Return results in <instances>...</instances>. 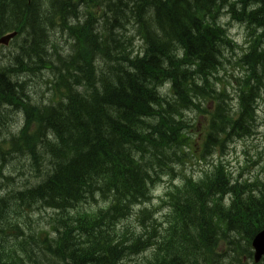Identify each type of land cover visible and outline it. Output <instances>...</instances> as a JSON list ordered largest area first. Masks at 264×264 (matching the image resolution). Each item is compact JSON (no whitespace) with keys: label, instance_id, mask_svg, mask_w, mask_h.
<instances>
[{"label":"trees","instance_id":"trees-1","mask_svg":"<svg viewBox=\"0 0 264 264\" xmlns=\"http://www.w3.org/2000/svg\"><path fill=\"white\" fill-rule=\"evenodd\" d=\"M125 1L0 0V37L17 33L10 56L26 45L37 59L31 67L0 61V130L10 113L26 122L19 132L0 131V264H128L129 254L133 264H254L264 181L186 178L175 189L179 199L168 196L178 204L163 224L141 204L173 161L183 165V148L192 154L232 133L233 140L254 134L264 43L253 49L245 38L240 47L220 24L228 13L241 26L264 15V0ZM227 47L242 51L246 68V79L235 81V110L225 89L217 91ZM37 71L49 90L45 106L27 95L36 80L22 81ZM192 110L203 118L201 143L185 119ZM12 156L39 174L33 184L18 187L17 172L4 177L2 163ZM41 209L51 216L44 223L33 219ZM141 216L146 222L135 233L121 226Z\"/></svg>","mask_w":264,"mask_h":264},{"label":"rangeland","instance_id":"rangeland-1","mask_svg":"<svg viewBox=\"0 0 264 264\" xmlns=\"http://www.w3.org/2000/svg\"><path fill=\"white\" fill-rule=\"evenodd\" d=\"M125 2L129 3L128 0H126ZM251 3H254V2L252 1ZM223 13H227V10L225 9V10H222V12H219L218 13L219 18L224 16ZM234 14L236 16V19L241 18L236 13ZM219 21L218 23L220 24ZM245 22H248V23H244V25L241 26L239 22L232 20L231 15L228 13L224 18L221 19L222 24L220 25H222L224 28L227 29V35L230 36L231 38H234L240 47L245 46L243 42L246 38L247 40H249V43L252 42L253 49H261L260 46H258V44L261 45L264 43V15L263 13H259L258 15L254 17L250 16L248 20H245ZM247 33H248V38H247ZM249 33H252L253 36L249 37ZM58 43L60 44V47L63 49L69 46L70 48L69 54L72 55L74 49L71 47V44H69V42H67L65 39H60ZM10 51L11 49L0 48V61L5 60L6 63L7 61H9L15 64L16 62L14 61V58L15 59L19 58L20 60L24 62V64L27 67H31L33 62L37 60L35 58L29 57L28 55H26L27 53L26 45L23 47L22 52H20L19 57H14L12 59L13 56H10L9 54ZM242 54H243L242 51H239V50L233 51L230 47L229 48L227 47V49L224 51V60L226 62H229L230 66L226 64L225 68L222 71H225L227 73V77L231 78L232 82L222 81V80H220V82H217L220 85L217 88V91L221 89L220 87L225 89V93L229 97V100L226 101V103L230 105L231 107H233L232 108L233 110H235L236 102H237L236 96H235V89H238V87L235 86V81H237V83H242V81L246 79L244 76L246 68L244 67L240 68L241 64L239 62V59ZM47 59H49V56ZM223 74H221V76H223ZM39 76H41V73L37 71L36 74L33 76H29L27 78L23 77L22 81H24L25 79H26V82L28 81V79L36 80L32 82L31 85L33 89L31 93L27 91V95L31 97V100H33L34 102H37V104L45 106L46 104H48V99L50 95H49L48 86L46 87L45 85L46 81H44L43 77L41 78V80L43 81L41 80L39 81L38 80ZM27 95L25 96L28 98ZM64 95H65V92H64ZM194 113L195 111L193 110L191 112H185L186 121L187 119L194 120L196 117ZM256 113H258L257 117H258V125H259L257 129L258 134L256 135V137L234 143L233 138L235 137L236 133H232V135L228 136V138L223 136L224 141L222 142V144H220V142H216L214 146L210 145L207 149H204L205 162L203 161L198 162L196 159L191 158L190 161L187 162V164L185 161H183L184 162L183 165H176V163H174L173 161L171 164H173L174 167L173 168L169 167V169L174 174V182H175L174 188L175 189L179 188L186 178L191 177L194 179H198L202 175V174H199L202 171L212 172L213 167L219 163H221L222 165L223 163L227 165V171L229 173V169H230V174L233 178H234V175L235 176L240 175L239 180L242 182L244 181L253 182L256 180L264 181V177H263L264 174L262 171V169H264V127L262 126V123L264 121V88L261 93V99L258 102ZM3 117L4 115L0 118V121L1 119L4 120ZM92 119L94 121L96 120L94 116L92 117ZM256 120L257 119H255V123H256ZM200 121H202V118L200 119ZM6 122H7V125H5L4 128L1 129L0 131L7 130L9 126L10 127L12 126L10 130H12L13 133H16V132H19L18 130L20 127H22L23 129L26 127V122L23 120V118L20 115L16 116L10 113L9 117H7L6 119ZM97 126H98L97 123H90V127L93 129V131L98 129ZM226 130H227V126H225V131ZM230 132H232V130ZM13 133L11 135H13ZM192 133L194 134L195 132H192ZM69 134L71 135H68V136L74 135V133H70V132ZM218 151H220V154ZM28 165L29 167H27ZM30 166H31L30 163L28 162L25 163L21 159L20 156L19 157L12 156L7 160V162L2 163V173L5 178H8L10 175L11 176L13 175L11 173L17 172V173H14L15 175L14 179L16 180V184L18 183V187L26 185L28 183L33 184L34 182L32 180L37 179L39 174L37 172L32 173V171H30ZM22 168L26 169L23 171V173L21 172ZM159 172H160L159 169L155 172L157 174L156 179L158 178ZM33 175H35V178H32ZM184 177L186 178L183 179ZM216 178H220V176L218 175L216 176ZM4 181L5 179H3L1 184H5ZM156 191H158V194H162V191H164V188L157 187L155 192ZM156 203L160 207H163L166 210V214H167V207H165L166 205L158 201ZM84 204H85L84 206H87L89 204V201L88 200L84 201ZM38 216L39 215H34L33 219L38 220L41 223H44L51 217L50 213H48L47 211H44L43 209H41V216L39 218ZM150 216L153 220L159 222V220L156 217L155 212H150ZM145 219L146 217L141 216V218L138 219V222L133 227L128 228L130 233H135V231H137L136 229L141 227V225L146 222ZM167 221L168 219H165V216H164L163 221H161V223L163 224V223H166ZM35 222L37 223L35 225V229H36V232L38 233L41 224L37 221ZM126 222L127 221L122 223L121 226H123ZM0 239H2L1 236H0ZM134 259H135L134 255L127 256V260L130 261L128 264H133Z\"/></svg>","mask_w":264,"mask_h":264},{"label":"water","instance_id":"water-1","mask_svg":"<svg viewBox=\"0 0 264 264\" xmlns=\"http://www.w3.org/2000/svg\"><path fill=\"white\" fill-rule=\"evenodd\" d=\"M12 37H14V34L1 38L0 44L6 45ZM252 245L255 250L254 259L256 262H258L264 255V231H262L255 237Z\"/></svg>","mask_w":264,"mask_h":264},{"label":"bare ground","instance_id":"bare-ground-1","mask_svg":"<svg viewBox=\"0 0 264 264\" xmlns=\"http://www.w3.org/2000/svg\"><path fill=\"white\" fill-rule=\"evenodd\" d=\"M219 20H220V18H219ZM219 20H218V21H219ZM136 42H137V41H136ZM136 42H135V44H136ZM241 57H242V55H241ZM241 57H240V58H241ZM222 60H223V59H222ZM73 86H74V85H73ZM82 92H83V91H82ZM23 93H24V92H23ZM235 96H236V95H235ZM238 98H239V96H238ZM228 99H229V97H228ZM236 99H237V96H236ZM232 108H233V107H232ZM230 119H231V118H230ZM230 126H231V125H230ZM221 131L225 133V132H226V131H225V127H224ZM217 133H219V131H217ZM259 232H260V231H259ZM259 232H258V233H259ZM258 233L254 236V238L252 239V241L255 239V237L258 235ZM252 241H251V242H252ZM130 255H133V254H129L128 256H130ZM252 260H253V262H254V258H252ZM254 264H255V262H254Z\"/></svg>","mask_w":264,"mask_h":264}]
</instances>
